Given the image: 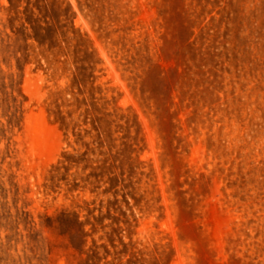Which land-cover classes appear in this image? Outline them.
Segmentation results:
<instances>
[{
    "label": "rangeland",
    "instance_id": "1",
    "mask_svg": "<svg viewBox=\"0 0 264 264\" xmlns=\"http://www.w3.org/2000/svg\"><path fill=\"white\" fill-rule=\"evenodd\" d=\"M0 264H264V0H0Z\"/></svg>",
    "mask_w": 264,
    "mask_h": 264
}]
</instances>
